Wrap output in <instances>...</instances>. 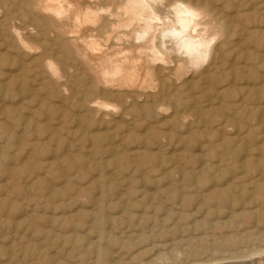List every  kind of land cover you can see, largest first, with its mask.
Instances as JSON below:
<instances>
[{"label":"rangeland","instance_id":"1","mask_svg":"<svg viewBox=\"0 0 264 264\" xmlns=\"http://www.w3.org/2000/svg\"><path fill=\"white\" fill-rule=\"evenodd\" d=\"M209 1L231 22L219 71L156 81L148 114L111 99L103 122L80 73L48 85L0 37V264H264V0Z\"/></svg>","mask_w":264,"mask_h":264},{"label":"bare ground","instance_id":"2","mask_svg":"<svg viewBox=\"0 0 264 264\" xmlns=\"http://www.w3.org/2000/svg\"><path fill=\"white\" fill-rule=\"evenodd\" d=\"M221 13L222 11L215 9L213 3L209 0H0V37L3 38V40L1 38L0 40H2L4 44V55L11 54V59L14 57V59H17V62L21 60V62H18V65L20 64L19 67L21 66L19 69L21 70L27 63L34 64L36 68H39L38 72L41 70L37 75L43 76L44 79H42V81H46L48 85L54 87L59 85L61 78L59 65L65 67V69L71 71V73L74 72L73 74L76 76H79L76 74L77 72L80 73L81 81L83 82L81 83L83 84V89L81 91L83 99H81L83 100L84 112L93 113L96 118L99 117L103 122L109 117L110 112H106L116 108V106L110 103L111 99H114L115 102L118 100L132 109L135 107V112H137V109L139 111L142 109L143 112L146 110L147 112L151 110L150 104L144 103L147 106L138 105L139 102H147L149 99H152L153 102H158L157 100L160 101L164 99L163 94L160 95L161 92L157 94V91L155 93L156 81H158V83L160 82V84L163 81H168L169 76L172 74L181 77V75L190 70L197 69L204 63L207 64V69H205L204 72L201 71L202 73H200L198 77L199 81L208 80L209 74L211 73L209 71H219L222 65L221 63L224 62L222 61V58L224 59L223 55L229 48L230 30H228V26L231 23L227 21L229 17H226L227 19L223 18ZM18 23L27 25L28 28L17 27L16 25ZM1 50L2 49H0V51ZM8 56L9 55H7V57ZM24 57H28L27 63L23 62L26 60ZM224 70L226 71V69ZM222 73L219 72L218 74ZM68 74L69 73H67L66 76L70 75ZM11 76V73L8 74L9 79ZM180 77H177V80H179ZM79 78L78 80H80ZM185 83L187 82L185 81ZM3 86L6 87L5 85ZM18 88L21 89V87ZM204 88H206V86H204ZM147 89H151V91L149 92ZM171 89L172 87L170 90ZM56 90H58V88H56ZM59 90L61 91V89ZM55 95H57L56 92ZM191 97L193 98V96ZM191 101L190 99V104ZM209 101H211V99H209ZM162 102L165 103L164 100ZM163 103L162 105H164ZM156 104L158 105V103ZM177 105H180L178 100ZM190 107L192 106L190 105ZM155 112L159 114L158 111ZM141 113L142 112H140V114ZM160 114L158 116H160ZM199 114L194 113L195 116L197 115L200 117ZM221 114H223V112H221ZM181 115L184 114L182 113ZM217 117L218 116H216V118ZM197 121L199 120L197 119ZM190 128L188 126V129ZM189 131H191V129ZM199 135L202 136V134ZM92 138H94L93 135ZM220 146H222V144L217 147L220 148ZM217 151H219V149ZM1 166L2 164L0 162V167ZM257 227L258 225L254 224V228ZM102 237L103 234L99 233V238ZM96 250L95 253L98 252ZM263 254L264 246H258L257 249L255 248L252 251L250 256H260ZM237 255H235L234 258H237ZM170 256L169 258H173ZM103 258L104 255L102 253L99 255L98 261H102ZM222 259L223 258H221V260ZM165 260L168 259H164V261ZM197 262L201 261H195L194 263Z\"/></svg>","mask_w":264,"mask_h":264}]
</instances>
